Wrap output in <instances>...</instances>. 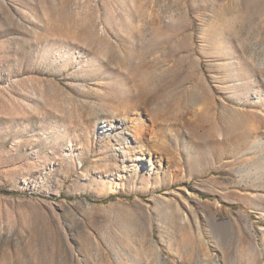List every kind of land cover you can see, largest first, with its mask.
<instances>
[{"label": "rangeland", "instance_id": "374dc122", "mask_svg": "<svg viewBox=\"0 0 264 264\" xmlns=\"http://www.w3.org/2000/svg\"><path fill=\"white\" fill-rule=\"evenodd\" d=\"M0 264H264V0H0Z\"/></svg>", "mask_w": 264, "mask_h": 264}, {"label": "bare ground", "instance_id": "6f19581e", "mask_svg": "<svg viewBox=\"0 0 264 264\" xmlns=\"http://www.w3.org/2000/svg\"><path fill=\"white\" fill-rule=\"evenodd\" d=\"M206 105V104H205ZM162 147H161V140L160 139H158V138H155L153 141H152V143H151V148H149L148 149V155L149 156H152L153 154L151 153V150H154L155 152L156 151H158V149H161ZM151 158V157H150ZM198 224V223H197ZM199 226V225H198ZM218 233H219V231H218ZM222 233L223 232H221V235H222ZM223 235H224V233H223ZM217 236H218V234H217ZM220 239H223V238H220ZM219 239V240H220Z\"/></svg>", "mask_w": 264, "mask_h": 264}]
</instances>
